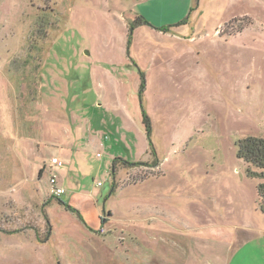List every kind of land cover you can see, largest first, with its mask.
<instances>
[{
    "label": "rangeland",
    "instance_id": "1",
    "mask_svg": "<svg viewBox=\"0 0 264 264\" xmlns=\"http://www.w3.org/2000/svg\"><path fill=\"white\" fill-rule=\"evenodd\" d=\"M141 1L0 0V264H264V0Z\"/></svg>",
    "mask_w": 264,
    "mask_h": 264
},
{
    "label": "trees",
    "instance_id": "2",
    "mask_svg": "<svg viewBox=\"0 0 264 264\" xmlns=\"http://www.w3.org/2000/svg\"><path fill=\"white\" fill-rule=\"evenodd\" d=\"M148 21L143 16H138L137 20L134 22V25H148ZM134 29V26L131 27V30ZM161 31H168V28H160ZM130 30V32H131ZM144 124L147 128V131L150 132V120L149 117L145 114ZM238 157L244 159L247 164L250 165V168H257L260 170V174L264 176V138L248 137L244 140L237 142ZM122 162L121 159L114 161V169L116 164ZM125 164H129L126 163ZM259 198H260V209L264 214V184H261L258 187Z\"/></svg>",
    "mask_w": 264,
    "mask_h": 264
},
{
    "label": "crops",
    "instance_id": "3",
    "mask_svg": "<svg viewBox=\"0 0 264 264\" xmlns=\"http://www.w3.org/2000/svg\"><path fill=\"white\" fill-rule=\"evenodd\" d=\"M141 2V12L145 16L151 17L152 20H155L153 23L160 26L176 25L186 14L174 0H142Z\"/></svg>",
    "mask_w": 264,
    "mask_h": 264
},
{
    "label": "built area",
    "instance_id": "4",
    "mask_svg": "<svg viewBox=\"0 0 264 264\" xmlns=\"http://www.w3.org/2000/svg\"><path fill=\"white\" fill-rule=\"evenodd\" d=\"M98 157H101V155L98 154ZM51 165L54 167H62L64 163L60 159L54 158L51 160ZM50 184L52 186L51 192L55 197L60 198L66 193L65 188L59 183V179L56 176H51ZM98 185L101 186V183Z\"/></svg>",
    "mask_w": 264,
    "mask_h": 264
}]
</instances>
